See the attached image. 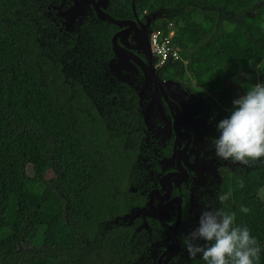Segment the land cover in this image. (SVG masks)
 <instances>
[{"label":"trees","instance_id":"trees-1","mask_svg":"<svg viewBox=\"0 0 264 264\" xmlns=\"http://www.w3.org/2000/svg\"><path fill=\"white\" fill-rule=\"evenodd\" d=\"M142 8L171 11L151 27L166 32L173 22L181 58L160 76L204 101L214 141L233 101L264 75L256 57L264 52V0H142ZM63 78L43 55L23 2L0 0V264H133L131 227L98 229L125 210L119 192L130 161L119 143L108 146L103 126L86 123V93ZM50 169L56 177L46 181ZM219 169L220 194L231 193L221 209L235 214L234 226H247L260 247L253 264H264V163L242 173Z\"/></svg>","mask_w":264,"mask_h":264},{"label":"flooded vegetation","instance_id":"flooded-vegetation-1","mask_svg":"<svg viewBox=\"0 0 264 264\" xmlns=\"http://www.w3.org/2000/svg\"><path fill=\"white\" fill-rule=\"evenodd\" d=\"M20 1L27 8L32 21L35 22L37 37L39 36L37 13L40 8H43V55L60 64V70L64 75L63 80L69 88H73L75 82L80 84L89 100L86 123L95 127L103 126L104 140L107 141L108 146L115 148L113 143H119L122 147V155L126 158L124 160L129 159L130 161L126 188L119 192L124 198L125 210L105 220L118 218L117 223L100 225L101 231L116 226L131 227L127 262L156 264V253L160 250L159 247L161 246V250H164L168 247L166 243L170 244L171 235L167 234L168 226H174L177 214L175 201L164 209L158 208L157 204L166 205L176 196L181 198V222L177 230V236L181 242L182 232L185 231L182 219L190 208L188 198L191 184L188 181L176 182L177 185L174 186L172 192L160 202L158 201V194H164L157 184L159 181L155 184V178H148L150 173L145 175L143 166L135 165L140 152V144L145 138L144 129L146 128L144 119L137 108L138 95L132 85H125L124 82L111 85L112 77L108 81L107 73L110 71L109 64L117 60L114 66L120 68V72L118 71L120 77L122 71H125L127 83L132 81L134 76H141V69L136 62L118 48H128L148 65V60L146 62L143 58L145 42L144 35L141 33H145L147 24L144 16L149 11L142 8V0H106V4L102 0H94L102 12L112 18L125 21L118 24L102 19L90 4L80 0ZM74 4L80 7L76 10L71 9V5ZM51 12L54 15L48 19L46 15ZM127 21L133 24L131 31L127 29L132 28V24ZM115 35L116 38L113 39ZM162 67L156 66L154 70L159 72ZM72 97L73 95L69 92L63 99V104L68 111L72 107L70 103ZM167 106L165 105L167 118H162L158 124L171 128L172 113ZM208 136L210 137L209 133ZM154 149V154L151 153L153 161L159 155L157 143ZM182 157L185 158L183 154ZM159 160L160 158L157 161ZM169 171L173 169L166 172ZM53 177H56L54 171L47 170L46 181ZM154 189L158 191L153 192L154 196L150 197ZM149 203L152 206L150 209L147 208ZM127 213L130 217L123 220V216ZM160 214L164 216L159 217ZM174 260H177V257ZM194 263L205 264L199 254L194 258Z\"/></svg>","mask_w":264,"mask_h":264},{"label":"water","instance_id":"water-1","mask_svg":"<svg viewBox=\"0 0 264 264\" xmlns=\"http://www.w3.org/2000/svg\"><path fill=\"white\" fill-rule=\"evenodd\" d=\"M80 1L90 4L102 19H107L118 24L125 22L112 18L105 12H102L94 0ZM102 1L106 4V0ZM170 13V10L158 8L147 14L148 20L146 21L145 33H141V35L145 36H143L145 42L143 58L146 62L148 60V65L135 53L129 51L128 48H118L136 62L142 71H140L141 76H134L132 81L128 80L129 83H127L125 71H122V76L120 77V68H115L114 66L117 60L109 64L110 71L107 73L108 81L112 77L111 85L124 82L125 85H132L138 95L137 108L139 114L144 119L146 128L144 129L145 138L140 144V152L135 165L143 166L145 168V175L150 173L147 177L155 178V184L159 181L157 184L164 191V194H158V201L160 202L162 198L172 192L174 186L177 185L176 182L188 181L191 184L190 196L188 198L190 200V208L182 219L185 231L182 232L181 242H179L177 236V230L181 222V198L176 196L166 205L157 204L158 208L164 209L175 201L177 214L174 226H168L167 234L171 235L170 244L169 242L166 243L168 247L164 250H161V246L159 247L160 250L156 253V264H195L194 258L189 256L183 241L186 236L198 227L202 211L221 209V201L218 199V196L221 195L220 183L222 176L219 168L224 167L236 173H242L260 165V163L243 165L217 157L214 141L208 136L209 123L204 112V101L196 97L192 91L181 85L177 80L170 78L163 79L158 75L159 72L154 70L156 67L154 64L155 57L150 45V35L154 30L152 27L150 28V23L152 24L160 17L167 19ZM127 22L132 24L131 21ZM132 29L133 24L132 28L128 27L127 30L131 31ZM115 38L116 35L113 39ZM118 63L120 64V62ZM165 105H168L167 107L172 113L171 128L170 126L158 124L162 118H167ZM156 143L159 155L153 161L151 160V153L154 154ZM182 154L185 158L182 157ZM159 158L160 160L157 161ZM169 169H173V171L166 172ZM157 191L156 189L152 190L150 197H153V192ZM151 207L149 203L147 208L150 209ZM129 217L130 214L127 213L123 216V219ZM117 219L113 218L110 219L111 221H104L100 225L117 223ZM100 225L98 227L99 230ZM176 257L177 260H174ZM137 263L139 262L135 264Z\"/></svg>","mask_w":264,"mask_h":264},{"label":"clouds","instance_id":"clouds-1","mask_svg":"<svg viewBox=\"0 0 264 264\" xmlns=\"http://www.w3.org/2000/svg\"><path fill=\"white\" fill-rule=\"evenodd\" d=\"M233 105L231 115L217 125L216 156L243 165L264 163V85H254ZM230 195H219L218 199L223 202ZM240 211L248 213L249 209L242 206ZM234 221L235 214L222 209L202 211L198 227L183 241L189 256L201 254L205 264H253L260 247L247 226H234Z\"/></svg>","mask_w":264,"mask_h":264},{"label":"built area","instance_id":"built-area-1","mask_svg":"<svg viewBox=\"0 0 264 264\" xmlns=\"http://www.w3.org/2000/svg\"><path fill=\"white\" fill-rule=\"evenodd\" d=\"M166 29V32L154 30L150 35V45L157 67L173 63L181 58V49L173 42L175 31L172 21H168Z\"/></svg>","mask_w":264,"mask_h":264},{"label":"rangeland","instance_id":"rangeland-1","mask_svg":"<svg viewBox=\"0 0 264 264\" xmlns=\"http://www.w3.org/2000/svg\"><path fill=\"white\" fill-rule=\"evenodd\" d=\"M76 4L74 5H71V9H74L76 10L77 8H79L80 6H75ZM38 15V32H39V36H38V40H39V44L43 50V8H40L39 9V12L37 13ZM54 14L51 12V14H47V18H51ZM145 15V14H143ZM145 19L146 21L148 20V15L146 14L145 16ZM2 56L5 57V58H8V54L7 53H2ZM256 57L259 58L260 60L264 59V52L260 51V50H257L256 52ZM257 84H264V75H259L256 79V85ZM170 215V214H169ZM164 215L160 214L159 217H162ZM125 220V219H123ZM118 221V220H117Z\"/></svg>","mask_w":264,"mask_h":264}]
</instances>
